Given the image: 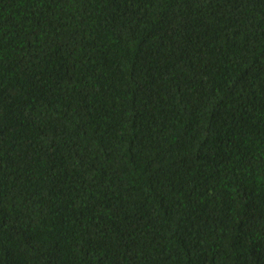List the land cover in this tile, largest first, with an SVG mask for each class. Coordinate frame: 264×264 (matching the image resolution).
I'll use <instances>...</instances> for the list:
<instances>
[{
  "label": "trees",
  "instance_id": "16d2710c",
  "mask_svg": "<svg viewBox=\"0 0 264 264\" xmlns=\"http://www.w3.org/2000/svg\"><path fill=\"white\" fill-rule=\"evenodd\" d=\"M0 264H264V0H0Z\"/></svg>",
  "mask_w": 264,
  "mask_h": 264
}]
</instances>
